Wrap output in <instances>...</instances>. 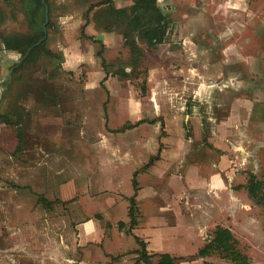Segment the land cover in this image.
<instances>
[{
	"label": "rangeland",
	"instance_id": "obj_1",
	"mask_svg": "<svg viewBox=\"0 0 264 264\" xmlns=\"http://www.w3.org/2000/svg\"><path fill=\"white\" fill-rule=\"evenodd\" d=\"M103 2L48 0L52 53L38 50L0 79V264H77L80 223L93 218L90 227L133 233L154 220L151 210L170 230L139 231L158 247L135 239L145 264H238L219 251L198 254L217 226L230 230L247 262L264 264V208L244 187L250 174L264 181V0H157L166 39L154 46L139 39L140 55L132 56L122 43L100 44ZM0 10L1 32L28 31L24 0H0ZM72 14L92 23L97 62L89 65L106 73L98 81L85 63L60 66L61 17ZM20 57L0 40V62ZM138 146L154 153L130 172L122 159ZM166 148L177 149V165L165 155L155 196L137 200L140 170ZM105 150L117 153L111 171L101 165ZM218 174L219 184L205 183ZM105 192L114 202L94 200ZM91 243L83 248L93 255Z\"/></svg>",
	"mask_w": 264,
	"mask_h": 264
},
{
	"label": "crops",
	"instance_id": "obj_2",
	"mask_svg": "<svg viewBox=\"0 0 264 264\" xmlns=\"http://www.w3.org/2000/svg\"><path fill=\"white\" fill-rule=\"evenodd\" d=\"M112 3L115 8H121L130 5L131 0H112ZM61 19H62L61 20L62 23L60 29L63 39H62V43L59 44L57 50L59 51L60 54V58H61L60 66L62 67V69L73 71L77 68V66L80 63H85V65L88 66L86 73H88L89 75L97 74L98 75L97 81L98 79H102L103 77H105L106 73H104L100 68L98 67L94 68L95 66L93 67L91 64L89 65L90 61L95 62L97 60V59L94 60L93 56L90 55V52L96 49V46L94 45L95 43L91 39L94 40L97 37L96 34L92 32L93 31V26L91 25L92 23H86L85 20L81 21L80 19L76 18L74 14L70 16L66 15L65 17H61ZM82 25L85 26V29H83ZM82 30H84L83 32L85 33L86 37L82 36ZM116 32L117 31L115 30L106 31L99 29L100 36H98V39L101 40L100 44H102V46L105 43L108 46L112 44L116 45L121 43L125 45L122 35ZM92 43L94 44L92 45ZM162 43H158L157 45H160ZM82 48H86V54L80 53ZM9 65H11L12 67V64L9 61L0 62V79H2L1 77L3 75L5 80L8 79V77H6L7 71L5 72V70H8ZM93 68L95 70H93ZM125 68L128 69V67ZM2 86H4V83H1L0 81V95H1ZM88 86L89 84H86L84 86V89L86 90L89 89ZM176 150H177L176 148H172L171 150H169L168 148L162 149L159 152L158 157L152 158V162L148 166H145L142 169V171L140 170L139 172L140 183L138 184L139 194L136 198L137 200H141V198L147 199L150 198L151 196L152 197L155 196L156 185L153 182H157L158 180H160V177H162V172H161L162 165L164 162L167 161L166 158H164V156L165 155L171 156L170 162L171 163L174 162V164L177 165L179 159L177 157L174 158L172 157V155H177ZM105 151H106L105 154L104 152L103 154L106 156V158H104L103 160L104 162L101 165H105L106 169L108 171H111L118 161L116 158L112 157V155L113 154L116 155L117 153L110 152L109 150H105ZM153 153L154 150L149 151L148 149L142 146L133 147L130 148L128 152L124 154L122 163L124 164L125 168L129 167L131 172V170H135L136 167L140 168L143 164H146L148 156L152 155ZM166 165H168V163H166ZM218 177L219 178H217L216 175L213 176L212 178L210 177L205 180L206 181L205 183L209 184L210 181H213V183L216 182L219 184L222 178L220 174H218ZM142 180L143 182H141ZM152 186H154V188ZM147 189H148L147 194L144 197H142L141 192ZM108 193L109 192L97 193L96 195L93 196V198L100 204L103 200H105L106 202H109V200L113 201L111 195ZM150 203H152L149 204L153 206L152 208L155 209L157 207L156 203L153 202V199L152 202ZM106 208H109V205H107V207L103 205L102 207L103 210L101 209V215L103 217H105V215H107L108 213V210H106ZM151 211L148 213L149 214L148 216L154 217V220L152 221L151 218H147L145 221L139 222V224L137 225L138 228L136 227L132 229V232L136 236H141L143 242L144 239L148 237L147 239L150 240L151 244H153V247L155 249H158V247L156 246L157 244H155L154 242V239H149L148 234L147 235L139 234L140 233L139 231L143 230L145 232V230L147 229H149L150 232L155 234L159 233V231L162 232L165 230H170V229H164L161 226L162 222L160 221L158 223L159 221L158 219L161 218L153 216V214H151ZM95 222L98 221L92 218L89 219L88 221H84L80 223L76 228V232H75L76 244L74 249H76V247H80V250L82 251L81 253H83L82 257L80 255V257H78L77 260H74V261H78L77 264H145L142 262L141 259H138V253L136 252V250L139 249V245L137 244L133 236V233H129V232L127 233L125 232V229L118 228L115 226L107 228L106 230L105 229L100 230L94 226L93 227L89 226V224L95 225ZM141 224L144 226L141 227ZM102 233L105 234V237H99V235L100 234L102 235ZM87 241H91L94 243V244L91 243L93 247V253H92L93 255H90L89 253H85L84 251L83 246ZM1 260L2 258L0 256V263Z\"/></svg>",
	"mask_w": 264,
	"mask_h": 264
},
{
	"label": "trees",
	"instance_id": "obj_3",
	"mask_svg": "<svg viewBox=\"0 0 264 264\" xmlns=\"http://www.w3.org/2000/svg\"><path fill=\"white\" fill-rule=\"evenodd\" d=\"M48 0H24V8L28 31L26 33H4L0 31V40L4 48L12 50L23 56L28 48V54L15 67L13 71L19 69L24 63L29 61L38 50H44L46 53L52 52L45 47V30L42 27L44 21V4ZM105 9L100 12L103 25L102 30H116L122 35L125 46L129 49V55H140L139 39L145 40L147 45L154 46L165 41L168 34L169 23L166 16L157 4V0H131V4L121 8H115L112 0H104ZM1 11V10H0ZM2 12V11H1ZM99 14V15H100ZM113 22H109V18ZM111 24V25H108ZM48 22L45 24V28ZM124 27L125 29H123ZM41 39L39 43L37 41ZM61 61V58H60ZM245 189L249 198L256 204L264 208V181L257 179L254 174H250L245 184ZM134 202L135 197L130 198V207L128 215L131 226L134 224ZM143 247V241L138 240ZM211 251H219L224 257H227L238 264H251L235 247L234 239L230 230L223 226H217L209 241L198 249L199 255H205ZM147 264H152L146 260ZM157 264H174L171 261L159 262ZM222 264V263H212Z\"/></svg>",
	"mask_w": 264,
	"mask_h": 264
},
{
	"label": "water",
	"instance_id": "obj_4",
	"mask_svg": "<svg viewBox=\"0 0 264 264\" xmlns=\"http://www.w3.org/2000/svg\"><path fill=\"white\" fill-rule=\"evenodd\" d=\"M42 1H44V0H42ZM47 21H48V6L46 4H44V21L42 23V27H43L44 30H45V24H46ZM40 41H41V39H39L37 41V43H39ZM29 50H30V47L28 48V50L26 51V53L23 56H21L18 60H11V59H9V62L11 64H16V63L19 64L24 59V57L28 54V51ZM12 67H13V65H12ZM12 67L8 70L6 77H8V75L10 74V72L12 70Z\"/></svg>",
	"mask_w": 264,
	"mask_h": 264
}]
</instances>
